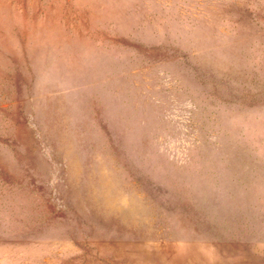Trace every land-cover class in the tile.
<instances>
[{"label":"rangeland","instance_id":"1","mask_svg":"<svg viewBox=\"0 0 264 264\" xmlns=\"http://www.w3.org/2000/svg\"><path fill=\"white\" fill-rule=\"evenodd\" d=\"M0 264H264V0H0Z\"/></svg>","mask_w":264,"mask_h":264}]
</instances>
